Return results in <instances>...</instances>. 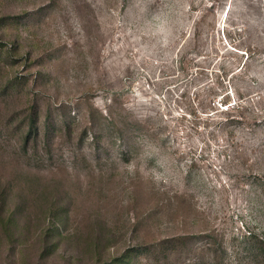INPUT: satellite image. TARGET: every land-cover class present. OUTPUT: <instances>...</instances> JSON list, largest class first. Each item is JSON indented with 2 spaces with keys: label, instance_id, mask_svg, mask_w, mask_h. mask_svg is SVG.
Segmentation results:
<instances>
[{
  "label": "rangeland",
  "instance_id": "374dc122",
  "mask_svg": "<svg viewBox=\"0 0 264 264\" xmlns=\"http://www.w3.org/2000/svg\"><path fill=\"white\" fill-rule=\"evenodd\" d=\"M124 262L264 264V0H0V264Z\"/></svg>",
  "mask_w": 264,
  "mask_h": 264
},
{
  "label": "trees",
  "instance_id": "16d2710c",
  "mask_svg": "<svg viewBox=\"0 0 264 264\" xmlns=\"http://www.w3.org/2000/svg\"><path fill=\"white\" fill-rule=\"evenodd\" d=\"M228 111H229V108H228ZM124 264H129V263H127V262H124Z\"/></svg>",
  "mask_w": 264,
  "mask_h": 264
}]
</instances>
